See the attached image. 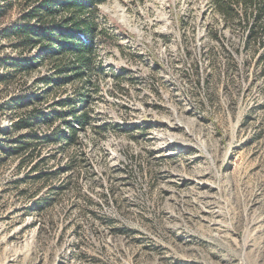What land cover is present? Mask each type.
<instances>
[{
  "label": "rangeland",
  "instance_id": "1",
  "mask_svg": "<svg viewBox=\"0 0 264 264\" xmlns=\"http://www.w3.org/2000/svg\"><path fill=\"white\" fill-rule=\"evenodd\" d=\"M220 3L100 5L84 155L75 170L58 152L33 172L57 146L22 164L16 139L60 124L13 125L34 108L68 112L77 84H48L49 59L14 48L5 30L31 6L0 0V264H264V31Z\"/></svg>",
  "mask_w": 264,
  "mask_h": 264
},
{
  "label": "trees",
  "instance_id": "2",
  "mask_svg": "<svg viewBox=\"0 0 264 264\" xmlns=\"http://www.w3.org/2000/svg\"><path fill=\"white\" fill-rule=\"evenodd\" d=\"M31 9L22 15L21 20L5 30L8 37L14 39V48L29 50L37 48L43 57L49 59L56 79L47 78L48 84L64 86L76 83L74 97L63 103L68 112L47 116L38 108L30 110L13 125V131L33 130L45 125L53 128V132L45 138H40L32 132L19 136L16 150L17 154L28 153L22 160L25 164L30 158L41 155L37 147L45 144L56 145L53 154L44 157L32 171L38 170L42 163L48 164L50 159L57 157V153H64L67 157V169L75 170L80 163L79 156L83 146L81 133L87 131L92 125V115L89 109L90 101L97 91L99 84L95 79L98 73L104 71L99 60L100 22L98 20L99 6L108 0H26ZM223 2H225L223 0ZM226 4H218L219 12L232 17L235 7L246 17L248 14L254 18L255 26L261 24L264 31V0H228ZM239 15V14H238ZM254 35L255 32H253ZM252 34V35H253ZM253 37V36H251ZM12 60L16 71H28L32 67V60ZM61 79V80H58ZM61 81V82H60ZM14 99V106L24 105L23 99ZM32 104V102H31ZM29 104L24 105L28 107ZM70 119V120H69ZM42 144V145H41ZM5 151L8 148L2 147ZM32 172V173H33ZM36 181L54 177L50 171H41ZM55 189H52V192ZM50 201V198L44 201ZM40 203V205L48 204Z\"/></svg>",
  "mask_w": 264,
  "mask_h": 264
}]
</instances>
